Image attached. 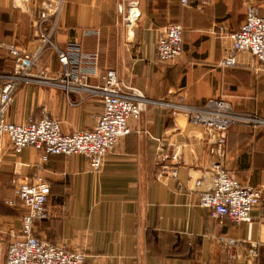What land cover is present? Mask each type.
Wrapping results in <instances>:
<instances>
[{"label":"crops","instance_id":"obj_1","mask_svg":"<svg viewBox=\"0 0 264 264\" xmlns=\"http://www.w3.org/2000/svg\"><path fill=\"white\" fill-rule=\"evenodd\" d=\"M53 1L0 0V42L35 54L42 46V30L52 45L40 53L39 67L49 76L62 71L53 47L67 52L77 46L98 54L97 75L85 80L88 89L74 87L68 93L48 84L21 86L8 122H35L47 112L65 135L92 130L103 102L91 89L101 86L109 70L151 104L139 121L130 123L131 134L119 141L99 173L81 156H49L44 162L43 152L35 148L14 154L3 138L0 204L18 201L17 183L37 177L46 181L50 217L35 223V236L80 251L92 264H264V220L259 219L264 213L257 208L252 223L235 224L211 218L198 205L195 183L202 180V188L209 187L217 161L210 153L211 133L190 124L184 113L159 105L175 103L181 92L190 106L224 99L235 111L264 121L259 64L241 53L236 68L218 66L231 48L229 35L246 20L248 5L262 8L264 0H189L186 8L180 0H135L140 17L129 36L123 18L132 0H62L58 16L47 15L40 24L42 5ZM172 23L184 28V53L175 63H161L157 40ZM89 30L99 31V39L85 36ZM0 53L8 57L5 50ZM10 68L0 62V85ZM177 155L178 180L161 178L159 163ZM221 163L232 178L261 188L264 202V124L230 128ZM10 216L11 210L0 208V264L6 262V240L21 228Z\"/></svg>","mask_w":264,"mask_h":264},{"label":"built area","instance_id":"obj_2","mask_svg":"<svg viewBox=\"0 0 264 264\" xmlns=\"http://www.w3.org/2000/svg\"><path fill=\"white\" fill-rule=\"evenodd\" d=\"M180 2L183 7H189V0ZM61 6L62 0H55L52 4L44 3L40 10V24L46 21L47 15L58 16ZM126 9L123 21L125 33L129 36L137 27L140 17L139 3L132 0ZM246 15L240 29L229 35L231 48L218 66L223 69L236 68L238 55L246 53L259 64L258 70L264 72V5L258 8L249 4ZM214 31L219 35L225 33L223 28H216ZM40 34L42 46L35 54L15 44L0 42V49L5 50L12 59V70L3 77L0 87V154L4 153L1 141L7 138L9 151L14 154H20L26 148H35L43 152L44 162L49 156H81L88 161L89 169L93 173H99L103 170L106 157L113 153L119 141L131 134L130 123L140 120L151 101L132 86L122 82L116 71L109 70L101 77V86L91 89L101 96L103 102L102 113L96 118L92 130L65 135L60 123L47 112L35 122L22 125L9 123L7 115L14 95L21 86L31 83L48 84L62 87L68 93L74 87L88 89L85 80L97 75L98 54L86 52L81 46H77L67 52L53 47L58 53L62 71L56 76H49L39 67V55L43 48L52 44L50 36L42 30ZM85 36L97 40L100 33L89 30L85 32ZM183 46L184 28L178 23L169 24L157 40V60L167 64L177 62L183 56ZM176 97L175 103L162 102L159 105L184 113L190 124L209 131L214 145L210 153L217 159L212 167L209 187L202 188V180L195 183V190H199L198 205L208 210L210 217L215 220L226 218L235 224L252 223L255 220L253 212L257 208L264 213L263 190L232 178L221 162L225 157L230 128L236 125L255 127L262 124L261 120L256 116L235 111L224 99H210L203 106L195 107L187 104L186 97L181 92ZM179 165L178 155L172 159L165 156L158 166L159 176L178 180ZM15 191L25 214L19 233L12 235L8 245L5 264H92L80 251H69L35 236V223L46 221L50 217L47 204L51 188L46 181L37 177L30 183H17Z\"/></svg>","mask_w":264,"mask_h":264},{"label":"rangeland","instance_id":"obj_3","mask_svg":"<svg viewBox=\"0 0 264 264\" xmlns=\"http://www.w3.org/2000/svg\"><path fill=\"white\" fill-rule=\"evenodd\" d=\"M214 29H216V28H214ZM131 34H132V32H131ZM184 36H185V34H184ZM183 53H184V46H183ZM0 62L3 63L4 65H6L8 63L11 66V68L8 70V74H9L11 72V70H12V59L10 58L9 54H8V57H6L2 53H0ZM1 86H2V84L0 85V87ZM261 122H262V124H259V125H263L264 124V121L261 120ZM259 125H257V126H259ZM8 199L12 200V198H8ZM16 201H14V199H13V201H9V202L7 201L6 204H0V208H2V210H6V208H8L14 214V216H10V220H11V222H14V219L17 220L16 221V225L14 224L15 226H17V224L21 223L22 217L25 214V211H24L23 207L20 205V202H18V201L16 202ZM19 228H20V226H19ZM0 229H1V225H0ZM9 239L6 240L5 248H6V245L8 244V242L10 243V241H11V240L9 241Z\"/></svg>","mask_w":264,"mask_h":264}]
</instances>
